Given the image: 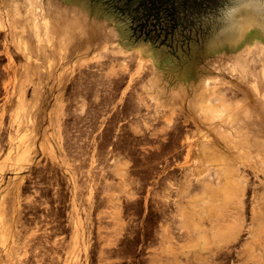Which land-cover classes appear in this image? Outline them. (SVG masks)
<instances>
[{
    "label": "rangeland",
    "instance_id": "obj_1",
    "mask_svg": "<svg viewBox=\"0 0 264 264\" xmlns=\"http://www.w3.org/2000/svg\"><path fill=\"white\" fill-rule=\"evenodd\" d=\"M208 88L240 110L215 130L243 147L250 224L251 204L264 212V0H0V264H195L178 239L162 254L156 237L153 260L146 203L184 162L174 148L206 133L183 122L204 120Z\"/></svg>",
    "mask_w": 264,
    "mask_h": 264
},
{
    "label": "bare ground",
    "instance_id": "obj_2",
    "mask_svg": "<svg viewBox=\"0 0 264 264\" xmlns=\"http://www.w3.org/2000/svg\"><path fill=\"white\" fill-rule=\"evenodd\" d=\"M29 3L32 5V2ZM4 55L11 61L12 58L7 52ZM202 96L207 102V107L200 109L204 120L197 119L199 117L195 114L197 110L190 109L192 116H187L183 123H188L186 127H196L197 130L203 127L207 131L197 139H191L186 135L174 148L173 151L176 153L174 159L184 161L178 165L179 171L174 169L171 172L160 171L155 180L153 167L150 166L152 167L150 172L154 177L152 176L153 184L148 189L146 209L151 257L153 260L156 258L157 238L159 244L157 248L162 254L167 250L170 252L178 239L185 243L179 247L189 263L210 264L217 259L219 262L216 264H227L234 258L244 255L252 264H263L264 212L251 204L250 224L247 225V221L245 222L247 207L244 198L249 181L241 167L239 168L245 165L239 163L238 157L235 156L243 147L222 137L218 130H215L217 128L221 131L227 130L229 126H233L240 110L237 106L226 104L230 100L225 92L208 88ZM212 109H215L219 116L216 121L210 122L208 118L213 113ZM173 126L171 121L167 122V127L178 133H187L189 130L183 126ZM212 131L216 132L217 136L211 137ZM257 132H260L259 129ZM194 158L198 160L194 161ZM156 184H160L162 188L157 194L154 192ZM253 194L255 196V190ZM156 198L160 204H157L158 208ZM155 224H158V232L154 229ZM243 235L249 238L245 239V243H242ZM173 254L177 257L175 253Z\"/></svg>",
    "mask_w": 264,
    "mask_h": 264
},
{
    "label": "clouds",
    "instance_id": "obj_3",
    "mask_svg": "<svg viewBox=\"0 0 264 264\" xmlns=\"http://www.w3.org/2000/svg\"><path fill=\"white\" fill-rule=\"evenodd\" d=\"M235 9L233 8H226L224 11H223V15L225 16V18H228L230 19L231 16L233 15Z\"/></svg>",
    "mask_w": 264,
    "mask_h": 264
}]
</instances>
